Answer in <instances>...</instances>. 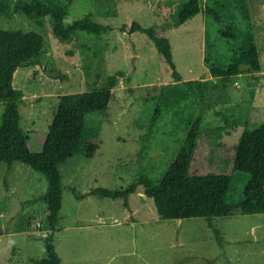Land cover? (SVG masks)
Instances as JSON below:
<instances>
[{"label": "rangeland", "instance_id": "obj_1", "mask_svg": "<svg viewBox=\"0 0 264 264\" xmlns=\"http://www.w3.org/2000/svg\"><path fill=\"white\" fill-rule=\"evenodd\" d=\"M183 1L70 0L65 24L91 13L111 27L102 37L76 32L66 39L53 33L48 18L37 25L21 13L0 17V29L34 31L44 39L40 66L22 68L16 78L20 126L31 140L44 137L60 96L108 87L106 79L116 76L107 109L86 116L80 150L60 166L62 204L54 231L43 219L46 178L24 163H13L9 171L0 163V264H34L45 256L48 234L60 264H264V213H241L238 203L248 176L232 172L244 126L264 122V0H247L261 69L232 76L224 86L204 62L205 35L214 45L210 55L224 53L231 44L218 28L228 21L212 22L200 0L199 13L174 24ZM229 2L224 15L238 21L236 3ZM130 21L169 40L180 81L144 33L129 38L121 33L119 27ZM188 80L207 83L199 93L184 83ZM2 109L0 103V115ZM195 124L189 169L231 175L226 196L234 206L231 215L213 218L212 227L201 217L160 219L139 182L126 205L121 198L89 195L96 187L125 189L141 175L157 181L186 147ZM88 141L98 144V152L86 158L82 146Z\"/></svg>", "mask_w": 264, "mask_h": 264}, {"label": "trees", "instance_id": "obj_2", "mask_svg": "<svg viewBox=\"0 0 264 264\" xmlns=\"http://www.w3.org/2000/svg\"><path fill=\"white\" fill-rule=\"evenodd\" d=\"M226 1L230 3L229 0H225V5L219 1L205 0L203 6L206 17H212V22L219 25L225 18L228 21L224 29L218 28L222 38L231 44V48L227 47L224 53L222 50L210 55L208 50L214 45L212 42L209 44L208 32L205 35L207 53L204 62L212 76L222 79V86L232 76L244 72L257 73L261 69L247 0H234V8L239 13L238 21H231L233 15L229 12L224 15ZM69 4L70 0L61 5L52 1L43 3L40 0H0V17L21 13L37 25L48 18L53 33L66 39L76 32L102 37L111 31L108 25L96 22L91 13L65 24ZM201 9L200 0L183 1L175 14L174 24L184 23ZM119 30L126 38L135 32L144 33L171 71L172 78L175 81L181 80L172 59L168 39L159 37L153 27L145 28L137 21L122 24ZM43 46V36L37 32L0 29V103L3 105L0 115V163H4L7 170L15 162L24 163L46 178L47 187L42 195L46 205L43 219L49 230L54 231L62 204L60 166L80 150L86 116L107 109L112 99L110 88L114 86L116 76L106 79L108 87L60 96L44 137L37 136L31 140L20 126L18 105L22 93L16 87V78L24 67L40 66L38 58L43 52ZM59 78L65 79L66 74L59 75ZM184 83L195 86L201 93L207 81L188 80ZM197 130L195 124L187 132L186 147L181 148L178 156L157 181L141 175L125 189L96 187L89 191V195L121 198L126 205L128 195L134 192L136 183L139 182L143 185L144 195L152 199L160 219L201 217L212 227L213 218L231 215L234 207L226 200L231 175L196 174L190 171L189 163ZM82 152L84 157H92L98 152V144L88 141L83 144ZM232 172L248 176L238 203L241 213H264V122L251 128L244 126L234 146ZM213 230L220 240L219 231L215 228ZM43 240L45 256L34 260V264H60V257L53 247L52 234L46 235Z\"/></svg>", "mask_w": 264, "mask_h": 264}, {"label": "crops", "instance_id": "obj_3", "mask_svg": "<svg viewBox=\"0 0 264 264\" xmlns=\"http://www.w3.org/2000/svg\"><path fill=\"white\" fill-rule=\"evenodd\" d=\"M12 166V165H11ZM11 168V167H10ZM9 170H11V169H9ZM9 170H7V171H9Z\"/></svg>", "mask_w": 264, "mask_h": 264}]
</instances>
